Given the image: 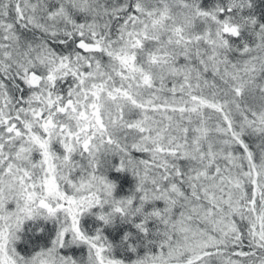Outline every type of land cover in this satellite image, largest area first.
Instances as JSON below:
<instances>
[{"label":"snow or ice","instance_id":"obj_1","mask_svg":"<svg viewBox=\"0 0 264 264\" xmlns=\"http://www.w3.org/2000/svg\"><path fill=\"white\" fill-rule=\"evenodd\" d=\"M0 264H264V0H0Z\"/></svg>","mask_w":264,"mask_h":264}]
</instances>
